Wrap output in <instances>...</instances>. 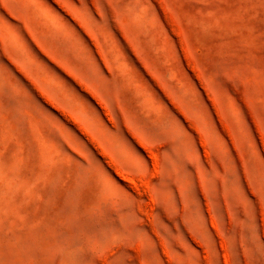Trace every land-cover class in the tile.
Returning a JSON list of instances; mask_svg holds the SVG:
<instances>
[{
	"label": "rangeland",
	"instance_id": "rangeland-1",
	"mask_svg": "<svg viewBox=\"0 0 264 264\" xmlns=\"http://www.w3.org/2000/svg\"><path fill=\"white\" fill-rule=\"evenodd\" d=\"M0 264H264V0H0Z\"/></svg>",
	"mask_w": 264,
	"mask_h": 264
}]
</instances>
